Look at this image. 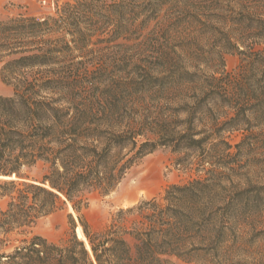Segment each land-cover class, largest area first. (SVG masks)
I'll return each instance as SVG.
<instances>
[{
    "label": "trees",
    "instance_id": "trees-1",
    "mask_svg": "<svg viewBox=\"0 0 264 264\" xmlns=\"http://www.w3.org/2000/svg\"><path fill=\"white\" fill-rule=\"evenodd\" d=\"M206 3L67 0L49 15L0 20L1 73L13 87L0 94V176L11 178H0V264H175L220 243L236 201L223 181L235 169L212 160L216 144L204 145L237 127L246 132L238 149L264 155V0L239 1L237 72L222 57L221 71L198 79L182 64L197 48L175 38L202 23ZM214 98L234 116L207 109ZM162 146L200 152L205 176L121 208L94 230L83 212L89 196L115 190ZM39 165L40 179L25 172ZM68 203L90 249L73 218L58 242L31 231ZM14 235L22 237L5 251Z\"/></svg>",
    "mask_w": 264,
    "mask_h": 264
},
{
    "label": "rangeland",
    "instance_id": "rangeland-1",
    "mask_svg": "<svg viewBox=\"0 0 264 264\" xmlns=\"http://www.w3.org/2000/svg\"><path fill=\"white\" fill-rule=\"evenodd\" d=\"M65 1L67 0H0V20L19 14L49 15L54 13L57 3L61 4ZM239 1L207 0L202 23L182 26V31L180 30L175 38V44L197 48L193 55L188 56L191 59L186 58L182 61V64L191 71H196L194 77L205 78L215 71H221L222 57L226 71L237 72L240 56L235 51L234 45L237 44V36H239L237 25ZM257 4L259 2H253L252 5L257 6ZM185 29L187 30L184 32ZM0 94H13V87L2 77L1 66ZM193 100L191 97L190 104H193ZM215 100V98L208 99L207 109L220 110L221 114L226 110L229 112L228 116H234L233 111L223 106L222 102ZM187 117L184 111L179 114L181 119ZM197 117L200 120V116ZM224 119L226 120L227 117L220 118L221 121ZM224 129L222 127L224 131H221L220 137L212 136L204 147L208 148L216 144L212 152V160L216 163L220 162L223 166L232 165L235 169L234 171L226 169L230 177L223 181L224 186L233 190L236 199L234 206L229 210L230 214L223 219L226 229L215 248L199 252L190 262L172 257L175 264H264V155L259 156L257 151L252 149H238L237 144L245 137V131L238 130L237 127L224 126ZM223 140L229 142L231 148L226 150L227 146ZM202 159L197 150L177 149L173 146L159 147L145 155L127 173L115 190L106 194L93 192L89 196V206L83 212L92 228L99 230L119 209L131 207L144 199L161 196L171 185L187 184L203 178L205 171L201 166ZM205 167L209 165L206 164ZM25 172L32 178L40 179L43 167L39 165ZM72 218L77 223V227L81 226L79 214L72 204L68 203L63 209L39 220L31 231L50 241L58 242L69 236ZM21 237V235L12 236L11 245L5 248V251H10L17 243L14 239Z\"/></svg>",
    "mask_w": 264,
    "mask_h": 264
},
{
    "label": "bare ground",
    "instance_id": "bare-ground-1",
    "mask_svg": "<svg viewBox=\"0 0 264 264\" xmlns=\"http://www.w3.org/2000/svg\"><path fill=\"white\" fill-rule=\"evenodd\" d=\"M77 234H78V237L80 239H82V240H84L86 242V244L88 243L87 242V238H86L81 226L77 227ZM87 246H88V244H87Z\"/></svg>",
    "mask_w": 264,
    "mask_h": 264
},
{
    "label": "water",
    "instance_id": "water-1",
    "mask_svg": "<svg viewBox=\"0 0 264 264\" xmlns=\"http://www.w3.org/2000/svg\"><path fill=\"white\" fill-rule=\"evenodd\" d=\"M0 178L11 179V178H9V177H3V176H0ZM12 178H17V176L14 175ZM76 231H77V230H76ZM87 242H88V241H87ZM87 244H88V248L90 249L89 243H87Z\"/></svg>",
    "mask_w": 264,
    "mask_h": 264
}]
</instances>
